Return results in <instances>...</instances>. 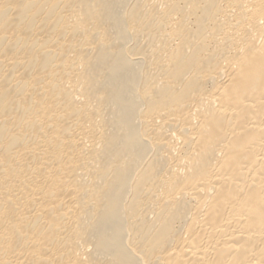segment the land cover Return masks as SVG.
<instances>
[{"label": "bare ground", "instance_id": "6f19581e", "mask_svg": "<svg viewBox=\"0 0 264 264\" xmlns=\"http://www.w3.org/2000/svg\"><path fill=\"white\" fill-rule=\"evenodd\" d=\"M0 264H264V0H0Z\"/></svg>", "mask_w": 264, "mask_h": 264}]
</instances>
